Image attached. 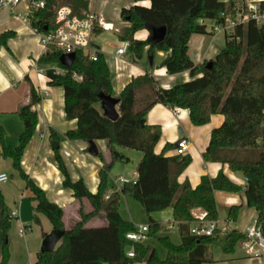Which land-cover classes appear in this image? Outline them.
<instances>
[{
    "label": "trees",
    "instance_id": "16d2710c",
    "mask_svg": "<svg viewBox=\"0 0 264 264\" xmlns=\"http://www.w3.org/2000/svg\"><path fill=\"white\" fill-rule=\"evenodd\" d=\"M44 8L31 13L32 26L39 31L56 27L59 8L69 7L76 16L83 17L89 9V0H44ZM135 4L121 10V17L129 25L120 35L128 40V52L134 60L147 53L153 56L157 50L167 52L160 67L170 75L188 71L190 80L176 83L169 88L157 84L146 73L133 78L119 94V118H107L101 108L100 95L114 96L112 74L101 52L97 60L90 59L83 51H76L71 67L60 63L61 51L52 48L38 60L51 86L64 88L65 113L68 120H76L77 128L70 130V139L95 141L104 139L111 155L99 172L100 185L92 193L82 179L74 180L59 152L55 150L58 168L63 174V186L74 192L82 203L87 199L92 211L80 209L81 220L71 228L64 226V209L48 199L45 191L22 169L24 150L35 133L37 112L32 105L41 100L35 88L30 90V101L18 109L24 130L15 147L1 146L5 157L11 158L13 167L25 180L35 202L34 220L40 223V215L46 216L53 229H63L64 235L50 252H39L33 264H204L213 262L212 249L234 253L245 234L232 230L226 235L197 237L191 233L197 221L192 210L202 208L205 221L219 220L215 191L245 192L247 205L257 212L256 225L264 233V26L253 21L239 24L231 34H225L226 42L218 54L203 63H195L189 54V42L194 34H214L208 29V21L219 24L224 13H234L232 0H134ZM147 2V5H143ZM147 25L165 26L166 35L154 43L140 38L148 30ZM47 27V29H45ZM99 28L96 29L98 33ZM12 32L0 34V48L8 47ZM211 61V66L206 64ZM53 66L65 69L64 74L55 73ZM74 73L82 76L78 81ZM156 104L176 110L189 111L195 126L210 123L215 114H222L224 121L212 130L211 139L203 156L206 161L228 164L233 172H240L246 179V188L221 172L216 178L204 176L201 183L192 187L189 182L180 184L179 175L191 163L190 155L167 156L168 149L177 148L167 143L161 153L156 152L162 137L159 124H142ZM58 139L57 134L52 135ZM120 148L140 151L142 157L136 165L135 182L124 183L120 191L109 187V173L118 160L126 159ZM110 192V193H109ZM122 196L139 201L149 218L148 239L156 238L166 249L162 258L149 242H135L127 234L138 226L120 213ZM173 209V223L177 224L181 237L179 244L170 235H159L162 224L152 213ZM240 206L233 205L228 220L236 221ZM103 211L107 225L87 227L85 223ZM12 217L0 190V231L3 233L0 264L10 260L8 233ZM133 249L134 256L128 252Z\"/></svg>",
    "mask_w": 264,
    "mask_h": 264
},
{
    "label": "crops",
    "instance_id": "0c3cea01",
    "mask_svg": "<svg viewBox=\"0 0 264 264\" xmlns=\"http://www.w3.org/2000/svg\"><path fill=\"white\" fill-rule=\"evenodd\" d=\"M110 1L114 5V13L112 14H117L120 11V15L123 8H129L135 4L134 0H89V9L99 12L97 9L98 4L104 2V5H107ZM142 4L147 5V2H143ZM20 10L23 11V6L19 8ZM103 12L106 13V19L112 23L109 13ZM5 32H12L13 34L8 40L9 48H0V173L6 172L10 176V179L6 183L0 184V190L4 194L8 211L19 210L18 220L15 223V230L18 229L19 233H13L10 237V260L8 264H33L38 260V254L41 249L39 245L42 243V239L53 229V226L51 229L43 230L41 237L38 238V242L33 241L32 244L27 238V233L23 235L20 233V228L23 226H29V231H32L31 221L34 219L35 202L32 199L30 189L26 186L25 180L13 167L12 159L5 157L1 152L3 144L8 147L18 145L19 137L24 130V124L18 114V109L22 104H27L30 101V90L32 87L35 88L37 94L41 97L39 102L32 105V110L36 111L38 115V124L34 135L24 150L21 166L25 173L45 191L49 200L63 207L65 228L69 229L81 220V208L84 213H89L92 211V206L87 199H83L82 203H80L74 197L73 190L63 186L64 177L58 168L55 158L56 149L52 147V142L58 141L60 143L57 149H59L72 179H82L92 193H96L99 189V172L104 162L100 156H93L89 153L90 143L88 141L70 139L67 136L68 131L77 128V121L66 118L64 88L62 86L49 85L44 69L38 66L39 58L46 51L34 27L21 17L13 15L6 10H0V34ZM111 32L117 33L114 30L104 31L99 28L94 38ZM148 36V30L139 35L140 38L144 39ZM215 36V34L212 35V39L207 46L205 35L194 34L191 37L189 54L195 63H203L214 58L224 47H219L215 44ZM94 42L98 46L99 43L95 40ZM98 47L104 54L105 59L108 55L110 62L107 59L106 61L112 74L115 97L119 96L123 88L133 78L146 73H149L157 84L164 88L190 80L188 71L170 75L166 72L165 68L160 67V64L167 56V52L157 50L153 55V64H146L144 59L147 58L149 61L150 58V55L147 53L148 47H146L143 57L139 60H134L128 52V57L124 56L125 63H123V70L118 77H114L113 55L117 48L114 51L105 53L101 49V46ZM148 64L153 69L148 68ZM146 119L147 123L159 124L162 127V137L156 146L157 153H161L167 143H172L177 147V142L182 138H187L190 141L189 150L186 155H190L192 161L179 175L178 182L180 184L189 182L192 187H196L201 183L204 176L216 178L219 173L223 172L231 180L242 186L243 189L246 188V179L242 174L241 176L238 174L240 172H233L228 164L206 161L203 156L209 145L212 130L219 127L224 121L222 114L213 115L210 123L206 125L195 126L190 121L188 110H172L163 104H156L150 110ZM180 129L183 130L182 134L180 133ZM54 133L58 135V139L52 137ZM95 142L99 153L102 154L105 162L109 163L111 155L107 147V141L100 139L95 140ZM176 154V148L166 151L167 156ZM135 175L137 176L136 166L130 179H133ZM115 183L117 184L116 181ZM121 188L112 189L110 192L120 191ZM128 198L130 197L122 196L120 213L125 219L133 221L132 218H127L123 215V206L128 202ZM215 198L221 223L224 221L231 222L241 232L256 224L257 212L254 208L247 205L244 190L237 193L217 190L215 191ZM233 205L240 206L236 221L228 220V214ZM170 208L172 223L167 222V225L168 229L171 230L170 226H177V224L173 223V209L172 207L167 209ZM159 212L161 211L154 212L152 216L163 224L165 221L158 215ZM192 214L194 217L200 218L205 215V211L202 208H196L192 210ZM41 221L40 217V224L42 223ZM85 225L87 227L107 225L105 213L103 211L99 212L96 216L89 219ZM139 225L142 224H138L137 226ZM172 230L177 232L180 243L179 230L177 228ZM171 239L173 240L172 237ZM148 240L146 241L148 242ZM2 241L3 238L0 234V256ZM149 243L151 244V242ZM212 255L213 262L204 264H223V262H219L220 258H218L219 256H217L214 248L212 249ZM224 262L226 261L224 260ZM232 262V264H264L257 259L248 258L246 255L234 259Z\"/></svg>",
    "mask_w": 264,
    "mask_h": 264
},
{
    "label": "built area",
    "instance_id": "2783aa9c",
    "mask_svg": "<svg viewBox=\"0 0 264 264\" xmlns=\"http://www.w3.org/2000/svg\"><path fill=\"white\" fill-rule=\"evenodd\" d=\"M234 4V13H224L223 21L219 24H212V29L216 31H224L225 34H231L239 24H245L249 21L255 22L259 26H264V0H232ZM46 5L44 0H0V10L9 11L11 14L21 17L32 26L31 13L35 10L44 8ZM23 6V11L19 8ZM101 28L104 31L114 30L122 34L120 28L115 27L106 17L96 10H89L83 17L76 16L72 13L69 7L59 8L56 16V27L46 31H35L39 35L45 51H50L55 48L64 53H76L83 51L92 60H97L100 48L95 44L93 38L96 34V29ZM130 42L122 41V44L117 47L113 55L114 77H118L123 70L125 63L124 56L128 53ZM57 74H64L65 69L59 66L52 67ZM73 77L81 81L82 76L74 73ZM190 141L187 138H182L178 141L176 153L186 155L189 150ZM10 176L6 172L0 173V184L6 183ZM137 176L133 179L119 176L116 182L122 184L127 182H135ZM12 218H18L19 210L10 212ZM204 217L196 218L191 226V233L197 237L212 236L215 234L226 235L232 230H238L236 225L231 222H220L219 220L205 221ZM177 228L178 226H170ZM29 226L20 228V233L23 235L29 231ZM149 225H139L137 230L127 234V238L135 242H145L148 239ZM239 231V230H238ZM241 232V231H240ZM245 239L241 246L245 255L251 259H257L264 263V233L258 225L249 227L246 231ZM130 257L134 256V251L131 249L128 252Z\"/></svg>",
    "mask_w": 264,
    "mask_h": 264
},
{
    "label": "rangeland",
    "instance_id": "374dc122",
    "mask_svg": "<svg viewBox=\"0 0 264 264\" xmlns=\"http://www.w3.org/2000/svg\"><path fill=\"white\" fill-rule=\"evenodd\" d=\"M112 1L109 2V4L104 5V2H101L100 4H98L97 9L99 11V13L103 14L105 16V12L109 13V18L112 21V23L114 24L115 27L120 28L122 33L125 30L126 27H128V23H126V21H124L120 15V11H118L117 14H112L114 13V5L113 3H111ZM111 5V6H110ZM113 5V6H112ZM111 9V10H108ZM212 27V22L208 21V29H211ZM214 34L216 35L214 38L215 44L219 47L224 46L225 42H226V37H225V32L224 31H216V33L214 32ZM213 34V35H214ZM206 37V46L209 44V42L211 41V34H207L205 35ZM95 41H97L99 44L98 46H101V49L106 53V52H110V51H114L118 45L122 44V40L120 39V33H104L103 35L99 36V37H95L94 38ZM147 55V54H146ZM126 57H128V55H125ZM106 59L109 61L108 55L106 56ZM110 62V61H109ZM144 62L150 63L148 61V59H144ZM148 68L153 69V67L148 64L147 66ZM120 151L125 155L126 159L124 160H118L115 162V164L113 165V167L110 170L109 173V187L111 189H118V187H122L123 184L118 181L117 184L115 183L116 179L119 176H123V177H128L130 178L132 176V174L134 173L135 170V166L136 164L139 162V160L141 159L142 153L140 151L134 150V149H129V148H120ZM241 176V173H238ZM158 212V211H157ZM123 215L127 218H132V220L138 225V224H146L149 225V218H148V214L145 210V208L143 207V205L137 201L134 200L132 198H128V202L124 204L123 206ZM153 215V213H152ZM158 215L161 217V219L163 221H165V223L162 224V230L160 231L159 235H164V234H168L173 238V241L176 243H179V237L178 234L175 230H172L173 228L168 229V225L167 222L170 224L172 223V219H171V208L170 209H165L161 212L158 213ZM41 219H42V223L38 224L35 222L34 219H32L31 221V225H32V231H27V238L28 240L31 242H38V238L41 237L43 230H48L51 229L52 224L49 221V219L44 216V215H40ZM247 219V217H246ZM18 220V218H13L12 219V226L9 230L8 233V238L10 240V237L13 233L17 232L19 233L18 229L15 230L16 228V221ZM0 234L2 235L3 238V233L0 231ZM43 241V239H42ZM3 242V241H2ZM148 242H151V244L157 249L159 255L164 258L166 256V249L164 248V246L156 239V238H152L149 239ZM39 244V243H38ZM41 244L39 245V248H41ZM216 251L217 256H219V262L223 264H232L234 261V259H237L239 257H243L245 255L243 249L241 248V245H238L236 247V250L234 253H230L227 254L225 252H223L222 249L215 247L214 248ZM221 260V261H220ZM224 260L226 262H224ZM239 260V259H238ZM135 264H142V263H135Z\"/></svg>",
    "mask_w": 264,
    "mask_h": 264
},
{
    "label": "water",
    "instance_id": "95a60500",
    "mask_svg": "<svg viewBox=\"0 0 264 264\" xmlns=\"http://www.w3.org/2000/svg\"><path fill=\"white\" fill-rule=\"evenodd\" d=\"M47 29V27H45ZM147 29L149 31V37L148 40L154 43L161 42L165 35H166V27L160 26L155 27L152 25H147ZM76 54L75 53H64L60 56V63L65 67H71L75 61ZM150 64H153V56H150L149 58ZM211 66V61H209L206 64V68ZM101 99V108L103 110L104 115L113 120L116 121L119 118V111H118V105H119V97H115L112 95H100ZM147 122V119H142L141 123L145 124ZM180 133H183V130L180 129ZM90 147H89V153L93 156H97L99 153L97 144L95 141H89ZM58 141L52 142V147L57 149L59 147ZM178 144V142H177ZM64 235L63 229H52L49 233L45 235L43 238L42 244H41V252H50L55 250L58 243L61 241Z\"/></svg>",
    "mask_w": 264,
    "mask_h": 264
}]
</instances>
